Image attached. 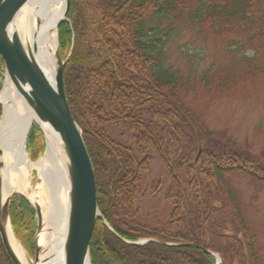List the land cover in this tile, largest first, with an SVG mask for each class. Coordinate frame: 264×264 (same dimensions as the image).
Here are the masks:
<instances>
[{
	"label": "trees",
	"instance_id": "trees-1",
	"mask_svg": "<svg viewBox=\"0 0 264 264\" xmlns=\"http://www.w3.org/2000/svg\"><path fill=\"white\" fill-rule=\"evenodd\" d=\"M68 3L56 34L68 56L63 87L102 219L91 233L90 264H215L204 251L222 264H264L244 216L249 206L231 185L242 178L263 187L264 164L223 134L221 148L211 143L217 137L203 120L204 100L243 95L264 80V0ZM184 33L212 40L224 62L176 65L171 46ZM187 53L189 65L196 55ZM3 71L0 59V89ZM37 130L26 141L34 156ZM154 161L162 168L156 177ZM163 190L167 218L153 219L147 196ZM8 213L15 237L28 233L32 245L29 202L13 195ZM139 240L155 242L128 244ZM1 248L2 263L10 264Z\"/></svg>",
	"mask_w": 264,
	"mask_h": 264
},
{
	"label": "bare ground",
	"instance_id": "bare-ground-1",
	"mask_svg": "<svg viewBox=\"0 0 264 264\" xmlns=\"http://www.w3.org/2000/svg\"><path fill=\"white\" fill-rule=\"evenodd\" d=\"M65 0H27L13 18L7 34H15L27 57L37 65L55 90L61 60L57 28L63 19ZM0 209L14 193H25L30 179L39 181L37 199L41 229L36 238L35 264H64L69 216V159L64 140L50 123L41 120L25 100L29 88L5 76L0 89ZM25 94V95H24ZM36 123L44 137L45 149L31 161L25 141ZM1 228L9 249L19 264H28L21 244L14 238L8 219Z\"/></svg>",
	"mask_w": 264,
	"mask_h": 264
},
{
	"label": "water",
	"instance_id": "water-1",
	"mask_svg": "<svg viewBox=\"0 0 264 264\" xmlns=\"http://www.w3.org/2000/svg\"><path fill=\"white\" fill-rule=\"evenodd\" d=\"M27 0H0V59L4 63L6 75L14 83L25 84L29 88L25 100L33 108L36 115L47 121L58 130L67 151L70 177L69 193V216L68 229L65 243L64 264H90L89 244L95 222L100 217L96 205V185L93 168L78 126L75 124L69 110L64 90V65L66 60L61 61L55 77V90H53L40 68L25 54L15 34L8 35L7 30L13 21L17 11ZM69 0H65L63 23L68 13ZM8 199L0 209V243L11 264H19L13 256L3 230L1 220L8 219ZM35 215L40 222L39 211L34 207ZM150 240L133 243L141 246ZM185 246V245H184ZM189 247H195L187 245ZM200 249V248H198ZM202 250V249H200ZM206 254H210L204 251ZM215 257L217 264H221L220 257ZM36 261V260H35Z\"/></svg>",
	"mask_w": 264,
	"mask_h": 264
},
{
	"label": "rangeland",
	"instance_id": "rangeland-1",
	"mask_svg": "<svg viewBox=\"0 0 264 264\" xmlns=\"http://www.w3.org/2000/svg\"><path fill=\"white\" fill-rule=\"evenodd\" d=\"M187 51V54H195L196 57L189 65L188 61L184 58L183 54ZM183 53V54H182ZM171 61L176 65H179L183 68L195 66L198 61L201 67L200 69H205L210 66H217L224 62L221 52L218 51L217 47L213 44L212 40H205L202 37H195L192 34H185L175 38L173 45L171 46ZM60 60H64V57L60 56ZM201 59V60H199ZM2 81L1 89L5 79V71L1 72ZM1 91V90H0ZM203 105L206 109V115H204L203 120L208 125L211 133L218 135H224L226 139L235 140L242 147L247 149L252 157L258 160L260 163L264 164V80H261L259 85L249 91L239 96L232 97H221L220 99L204 100ZM1 110V108H0ZM32 125H35L34 123ZM40 129L38 128L37 131ZM40 134L36 136V156H34L32 150L27 147V140L25 141V149L29 159L33 162L40 155L43 154L45 149L44 137L39 131ZM29 134V133H28ZM219 138V139H223ZM218 139V137H217ZM211 140V143L214 145H220L219 148L223 145V140ZM161 164L158 161H154L150 166V176H158L160 169H162ZM39 181L33 174V178L30 179L29 186H26V192L23 193H14L10 195L12 198L14 196L24 197L31 205H33L32 197L34 200L37 199L38 184ZM231 185L239 193V199L246 206H249L247 213L244 215L248 221L250 232L253 236V242L256 249H260L264 255V186H256L249 180L242 178L231 180ZM164 196V190L155 198L147 196L152 204L145 207L147 214L153 219H166L168 215V207L166 203L162 200ZM11 200V199H10ZM248 202L250 203L248 205ZM247 215V216H246ZM158 216V217H157ZM9 220V219H8ZM35 227H33L32 234V245L29 244V239L26 240L28 233L23 234L22 240L13 236L21 244L24 252L26 254V259L28 264H35L37 257V248H36V238L41 229V220L38 222L35 218ZM10 223V222H9ZM11 227V225H10ZM32 228V227H31ZM12 230V227H11ZM13 232V230H12ZM222 261V260H221ZM0 264L2 259L0 258Z\"/></svg>",
	"mask_w": 264,
	"mask_h": 264
}]
</instances>
